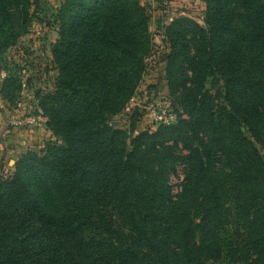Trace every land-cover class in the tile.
<instances>
[{"label": "trees", "instance_id": "16d2710c", "mask_svg": "<svg viewBox=\"0 0 264 264\" xmlns=\"http://www.w3.org/2000/svg\"><path fill=\"white\" fill-rule=\"evenodd\" d=\"M78 1L85 12L75 17L72 37L68 30L62 33L57 53L59 95L76 88L80 98L70 115L77 116L85 105L84 112L99 111L85 99H98L100 111L116 113L140 80L148 50L144 18L136 0ZM242 1L247 15H242V25L233 21L229 27L230 47L216 39L222 31L212 26L187 57L198 67L214 65L226 87L227 109L214 120L201 115L200 108L198 116L168 127L181 134L189 151L182 156L179 197L171 199L166 185L175 160L166 163L171 146L165 141L147 145L155 136L142 134V147L118 151L109 146L99 152L92 140L99 134L88 128L73 135L77 145L67 176L35 182L29 196L14 180L5 198L1 195L0 264L216 262L222 242L216 225L232 212L227 198L246 223L247 244L232 254L238 255L235 263L264 264V0ZM68 9L72 7L64 14ZM185 91H192L196 103L204 98L194 85ZM77 119L70 116V124ZM104 201L113 202L117 227L114 218L107 222L99 215ZM95 216L105 224L107 239L85 236L84 226ZM123 230L131 232L134 242L145 241L140 245L148 246L145 252L120 242L127 237Z\"/></svg>", "mask_w": 264, "mask_h": 264}, {"label": "rangeland", "instance_id": "374dc122", "mask_svg": "<svg viewBox=\"0 0 264 264\" xmlns=\"http://www.w3.org/2000/svg\"><path fill=\"white\" fill-rule=\"evenodd\" d=\"M136 1L146 24L148 42L139 82L116 113L107 109L103 113L98 99H85L99 111L84 112L88 107L85 105L84 111L78 110L75 116L70 113L77 108L80 97L73 86L65 91V96L59 95L61 74L57 53L62 49V33L68 30L72 37L75 17L84 14L82 3L78 0H0L1 199L14 180L18 187H26L25 195L29 196L35 182L42 183L47 176H67L73 163L72 151L77 145V137L73 135L84 134L88 128L99 134L92 139L99 144V152L109 146L118 151L142 147V134L155 136L147 145L154 140L165 141L171 146L166 163L175 160L167 172L166 185L171 199L179 197L184 179L182 156L189 151L182 145L181 134L168 127L198 116L200 108L201 115L214 120L227 109L226 87L222 77L212 69L214 65L198 67L187 58L188 54L193 53L192 49L212 26L222 31L216 39L228 49L229 27L233 21L242 25L247 6L242 0ZM68 7L72 9L64 14ZM70 53L74 55V48ZM188 85H194L204 94L202 101L194 102L192 91H185ZM70 116L78 118L72 125ZM227 199L232 212L222 225H216L222 241L219 259L207 264H236L234 258L238 255L232 254L247 244L243 230L245 219L234 211L232 198ZM101 207L99 215L105 216L107 222L114 218L111 223L117 227L119 221L113 202L104 201ZM103 225L97 216L91 218L84 226L85 236L107 239L109 235ZM123 231L127 237L120 242L134 247L145 245V241L134 242L129 230ZM144 247L148 246H140V254L145 252Z\"/></svg>", "mask_w": 264, "mask_h": 264}]
</instances>
